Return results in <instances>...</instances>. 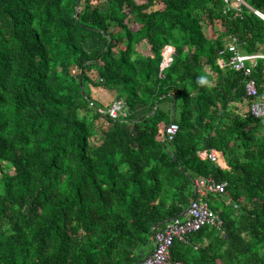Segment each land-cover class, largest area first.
Instances as JSON below:
<instances>
[{
    "label": "trees",
    "instance_id": "trees-1",
    "mask_svg": "<svg viewBox=\"0 0 264 264\" xmlns=\"http://www.w3.org/2000/svg\"><path fill=\"white\" fill-rule=\"evenodd\" d=\"M78 2L0 0V264H139L200 177L227 183L208 194L223 225L176 240L173 260L264 264V118L218 64L231 37L264 54V20L225 0ZM251 77L262 93L264 59Z\"/></svg>",
    "mask_w": 264,
    "mask_h": 264
},
{
    "label": "built area",
    "instance_id": "built-area-1",
    "mask_svg": "<svg viewBox=\"0 0 264 264\" xmlns=\"http://www.w3.org/2000/svg\"><path fill=\"white\" fill-rule=\"evenodd\" d=\"M230 3V7H234L237 11L242 5L249 7L258 17L264 20V12L250 7L246 0H225ZM226 52L232 54L230 60L224 63L223 59H218L221 67L229 66L235 71L241 72L245 77L246 95L250 97L249 112L255 118H264V91L259 92V88L255 79L251 77L252 70L257 65L258 59H264L262 53H245L238 46L235 37H231L221 55ZM173 62V53L167 49V54L160 65V74L164 68ZM121 108L120 103L113 105L110 113L116 116V111ZM178 125L171 122L166 128V139L172 140L178 131ZM202 155L218 164L222 168H226L225 160L222 154L216 149H209L202 152ZM227 187L225 181H218L215 178L200 177L195 182V197L191 200L189 206L184 212V217H175L168 220L162 227L158 228L154 235V247L152 251L139 264H180L173 260L171 248L176 240L183 242L188 241V236L199 231L206 225L221 228L223 220L211 208L208 201L209 193H223Z\"/></svg>",
    "mask_w": 264,
    "mask_h": 264
},
{
    "label": "rangeland",
    "instance_id": "rangeland-1",
    "mask_svg": "<svg viewBox=\"0 0 264 264\" xmlns=\"http://www.w3.org/2000/svg\"><path fill=\"white\" fill-rule=\"evenodd\" d=\"M97 45V41H93V42H90L89 44L86 45V48L89 49L93 46H96ZM92 94L95 98H97L99 100V102L102 104V106H104L105 108H107L109 105L112 106L111 104V100H110V96L109 94L104 91V90H100V91H96L95 89H92ZM113 107V106H112ZM209 201V199H208ZM210 203V201H209ZM211 205V203H210ZM212 208V207H211Z\"/></svg>",
    "mask_w": 264,
    "mask_h": 264
},
{
    "label": "clouds",
    "instance_id": "clouds-1",
    "mask_svg": "<svg viewBox=\"0 0 264 264\" xmlns=\"http://www.w3.org/2000/svg\"><path fill=\"white\" fill-rule=\"evenodd\" d=\"M199 84L203 85L205 83H207L206 79L204 77H201L198 81Z\"/></svg>",
    "mask_w": 264,
    "mask_h": 264
},
{
    "label": "crops",
    "instance_id": "crops-1",
    "mask_svg": "<svg viewBox=\"0 0 264 264\" xmlns=\"http://www.w3.org/2000/svg\"><path fill=\"white\" fill-rule=\"evenodd\" d=\"M263 88H264V81H263V84H262ZM248 108V107H247ZM246 109V108H245ZM225 167H227V164L226 162L224 163Z\"/></svg>",
    "mask_w": 264,
    "mask_h": 264
},
{
    "label": "water",
    "instance_id": "water-1",
    "mask_svg": "<svg viewBox=\"0 0 264 264\" xmlns=\"http://www.w3.org/2000/svg\"><path fill=\"white\" fill-rule=\"evenodd\" d=\"M80 3V0H79V2H78V4ZM83 89V88H82ZM156 228H154V230H155Z\"/></svg>",
    "mask_w": 264,
    "mask_h": 264
}]
</instances>
